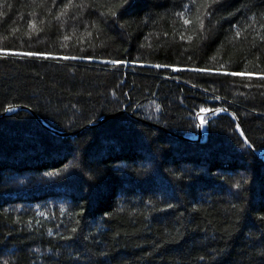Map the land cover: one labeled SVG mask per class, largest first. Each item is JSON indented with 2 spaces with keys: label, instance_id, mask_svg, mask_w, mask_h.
<instances>
[{
  "label": "trees",
  "instance_id": "trees-1",
  "mask_svg": "<svg viewBox=\"0 0 264 264\" xmlns=\"http://www.w3.org/2000/svg\"><path fill=\"white\" fill-rule=\"evenodd\" d=\"M262 149L264 0H0V264H264Z\"/></svg>",
  "mask_w": 264,
  "mask_h": 264
},
{
  "label": "water",
  "instance_id": "water-1",
  "mask_svg": "<svg viewBox=\"0 0 264 264\" xmlns=\"http://www.w3.org/2000/svg\"><path fill=\"white\" fill-rule=\"evenodd\" d=\"M20 108H27L29 109L47 128L51 129L52 131L58 133V134H61V135H68V134H71V132H63V131H59L57 129H55L54 127H52L50 124H48L46 121H44L40 116L39 114H37L35 112L34 109H32L31 107H28V106H18L16 110H19ZM228 113L232 116H234L236 119H237V122H238V125L239 127L241 128V134L245 140V142L253 148V145L252 143L250 142L249 138L247 137V135L245 134V131L242 127V123H241V120L240 118L238 117L237 113L232 110V109H229V108H208V109H203V111L201 110L199 113H198V125H199V132L196 136H193V137H190V136H185V135H182V134H175L179 137H182V138H185L187 140H190V141H200L203 137V134H204V129H205V125H206V121L203 120V116L207 113H213L214 115L218 114V113ZM3 114H6V112H4ZM2 114V115H3ZM132 114V113H131ZM115 114H109V115H106V116H103L101 119H100V122H104L105 120L111 118L112 116H114ZM202 117V118H201ZM145 120V119H144ZM148 121V120H146ZM98 122V123H100ZM150 122V121H148ZM96 123V124H98ZM156 124V123H154ZM90 126L94 125L93 124H89ZM164 128V127H163ZM258 155L260 156H264V149L262 150H258L257 151Z\"/></svg>",
  "mask_w": 264,
  "mask_h": 264
},
{
  "label": "bare ground",
  "instance_id": "bare-ground-1",
  "mask_svg": "<svg viewBox=\"0 0 264 264\" xmlns=\"http://www.w3.org/2000/svg\"><path fill=\"white\" fill-rule=\"evenodd\" d=\"M211 108V107H210ZM197 115V114H196ZM207 115H208V113H207ZM215 116V115H214ZM204 117H205V115H204ZM207 117V116H206ZM202 118V117H201ZM198 119V118H197ZM55 128V127H54Z\"/></svg>",
  "mask_w": 264,
  "mask_h": 264
},
{
  "label": "snow or ice",
  "instance_id": "snow-or-ice-1",
  "mask_svg": "<svg viewBox=\"0 0 264 264\" xmlns=\"http://www.w3.org/2000/svg\"><path fill=\"white\" fill-rule=\"evenodd\" d=\"M28 55H33L32 53H29ZM234 75H235V73H234ZM203 111V110H202Z\"/></svg>",
  "mask_w": 264,
  "mask_h": 264
}]
</instances>
